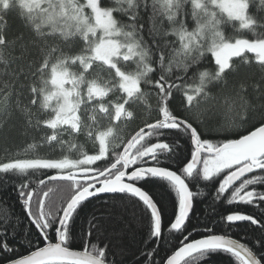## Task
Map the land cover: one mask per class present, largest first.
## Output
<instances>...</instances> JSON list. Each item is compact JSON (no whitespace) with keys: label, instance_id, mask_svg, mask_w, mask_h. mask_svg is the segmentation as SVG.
I'll list each match as a JSON object with an SVG mask.
<instances>
[{"label":"snow or ice","instance_id":"snow-or-ice-1","mask_svg":"<svg viewBox=\"0 0 264 264\" xmlns=\"http://www.w3.org/2000/svg\"><path fill=\"white\" fill-rule=\"evenodd\" d=\"M0 139L23 211L0 220V264H124L125 214L131 264H264V0H0ZM201 182L261 208L220 217L260 235L191 225ZM150 184L174 193L166 223Z\"/></svg>","mask_w":264,"mask_h":264},{"label":"trees","instance_id":"trees-1","mask_svg":"<svg viewBox=\"0 0 264 264\" xmlns=\"http://www.w3.org/2000/svg\"><path fill=\"white\" fill-rule=\"evenodd\" d=\"M258 3V0H257ZM253 11H255V6H253ZM7 32L13 34L17 31L22 30L21 21L15 16V14H10L7 17ZM232 116V113L225 107L222 108L216 116V119L220 122H227ZM2 135L10 136V142L13 144L22 143L21 137H19L15 131L10 133H5ZM84 143V141H81ZM0 147H3V141L0 139ZM85 148L90 150L91 144H85ZM187 156V153L183 154ZM2 158V156H0ZM150 187L157 195V197L163 202L166 208V216L163 217V222H167V218L171 216L172 213V204L171 200L174 197L173 194H169V191L160 184H150ZM259 190L261 189L257 186ZM193 191L197 192L198 195L194 199V208L191 215L190 224L200 228L202 224H215L214 231L221 233L226 232L232 235L236 239H241L243 242L245 239L251 240L254 236L260 235L256 226L250 225L247 222H242L237 226L231 228L230 232L228 226L224 225L220 221V217L233 212L240 211L247 214H253L257 218H260L262 215L261 208H253L250 206L232 204L229 205L226 199L221 198L220 200L215 199V185H209L208 182H201L192 186ZM107 200V197H105ZM103 204L101 202L93 201L92 204H89L85 209L82 215L87 216L93 211H96L99 214L103 211ZM140 206H137V216H140L139 211ZM14 216L23 217V211L20 207V204L16 199V192L11 189L9 185L0 184V220L7 219L11 221ZM125 221L129 225L128 228H125L123 224L116 225L118 231L113 233V244L128 245V251L123 257H117V259H123L124 264H131L133 260V253L137 251L140 247V241L142 239V232L140 231V222L139 220L130 219L128 214H125ZM83 223V221H81ZM203 230L202 228L200 229ZM175 244V241H173ZM117 251L119 248L117 247ZM164 254V251H161V255ZM205 264H208L206 261ZM211 264H227V258L224 256H214L211 258Z\"/></svg>","mask_w":264,"mask_h":264},{"label":"water","instance_id":"water-1","mask_svg":"<svg viewBox=\"0 0 264 264\" xmlns=\"http://www.w3.org/2000/svg\"><path fill=\"white\" fill-rule=\"evenodd\" d=\"M193 208H194V202H193ZM192 215V214H191ZM234 238V237H233Z\"/></svg>","mask_w":264,"mask_h":264}]
</instances>
